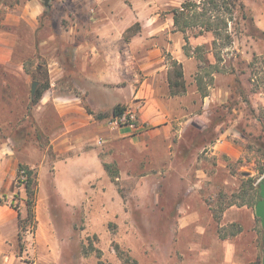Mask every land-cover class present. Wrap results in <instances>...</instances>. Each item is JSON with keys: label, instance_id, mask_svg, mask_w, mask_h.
I'll return each mask as SVG.
<instances>
[{"label": "rangeland", "instance_id": "obj_1", "mask_svg": "<svg viewBox=\"0 0 264 264\" xmlns=\"http://www.w3.org/2000/svg\"><path fill=\"white\" fill-rule=\"evenodd\" d=\"M98 1L102 4L94 6V0H51L50 8L44 9L42 0H0V151L7 148L6 144L10 145L19 164L33 168L38 180L36 229L32 232L28 222L27 233L19 242L9 235L7 228L6 238L0 239L6 240L0 248V264H98L94 249L101 250L104 262L124 264L115 245L137 260V264H201L197 251L191 246L209 239L198 233L204 218H198L194 224L186 223L187 216H174L176 209L188 206L204 213L201 201L212 210L215 227L217 224L216 229L213 225L210 229L206 226V235H213L216 230L219 243L230 240L236 247L235 263L258 264L262 256V225L254 207L244 205L250 208L249 214L240 213L236 208L254 201L250 178L255 187L264 178V0H236L237 8H232L231 13L223 0H216L219 11L211 10V0ZM186 1L199 4V11L218 14L223 21L219 25L222 37H215L214 32L200 26L189 29L186 35L178 31L172 9ZM32 2L38 10L26 7ZM75 4L82 7L78 29L82 26L94 29L91 24L97 23L100 26L115 24L114 29L128 36L136 32L154 33L153 38L141 42L161 47L172 71L174 62H178L177 54L192 58L186 66L187 73L191 72L188 81L197 87L202 97L201 125L186 132L180 155L183 163L167 175H161L163 179L145 175L135 176L130 181L118 176L120 179L116 180V163H108V171L104 167L107 164L104 140L99 137L87 145L92 168L85 190L89 198V218L85 211L82 215L79 209L67 207L58 200V188H65L68 180L59 168L64 155L53 151L50 136L51 129L59 123L54 116L57 113L52 96L64 95L65 91L75 95L77 89L57 81L39 102H32L42 84L51 86V79L57 78L56 63L71 65L67 60L71 51L65 55L64 32L70 29L69 10ZM42 8L38 22L27 21ZM130 27L132 31H127ZM226 35L232 38L230 45L226 44ZM142 46L137 45L140 49ZM197 47L202 50L196 51ZM199 57L206 61L202 62ZM199 77H203L200 89ZM33 82H38L34 96L31 94ZM213 89L219 90L221 96L205 105ZM51 90H57L58 94ZM122 99L116 94L108 96L103 107L108 109ZM74 100L70 108L71 114L76 115L79 103L84 105L83 101ZM89 111L82 113L89 114ZM100 114L108 115L109 125L112 112ZM218 121H226V124L217 131ZM221 140L224 146L236 149L238 154L234 159L221 154L219 147L218 153L213 154L215 144ZM4 158H0V166L6 170L8 162ZM102 170L107 174L106 183ZM16 175L8 179L11 184L6 179L7 182L0 185V206L8 210L11 203L18 205L25 218L26 193ZM230 207H234V211L230 212ZM102 212L110 216H97ZM237 216L249 233L231 236L237 231L232 224L242 228L240 223L231 222ZM251 235L256 249H249ZM241 247L244 250H240ZM216 251L212 264L225 263V246L219 244Z\"/></svg>", "mask_w": 264, "mask_h": 264}, {"label": "crops", "instance_id": "obj_2", "mask_svg": "<svg viewBox=\"0 0 264 264\" xmlns=\"http://www.w3.org/2000/svg\"><path fill=\"white\" fill-rule=\"evenodd\" d=\"M76 1L72 0V2ZM33 3H29L26 7L37 8V5ZM95 3L102 4L98 0H94V6H97ZM71 7L68 16L71 25L69 30H65L64 39L67 46L65 50L67 54L65 55L71 51V56H67V58L72 64V70H67L65 65L56 63L57 67L54 70L57 72V78L51 79V87H54L57 81L65 86L73 85L82 94V97L69 95L67 91L64 95H59L57 90H51L58 94L52 96L54 102L52 104L55 105L57 114L54 116L59 123L51 129L50 136L53 151L64 155L59 161L62 162L59 163V168L63 170L62 173L68 180L65 188L59 186L58 200L67 207L79 209L82 215L85 211V215L89 218V206L87 204L89 198L85 190L90 183L92 168L87 145L99 137L104 140V150L107 153L105 162L107 164L116 163L118 171L116 180L121 177L123 180L130 181L135 176L142 177L145 175L151 176L155 180L163 179L161 175H167L171 169L183 163L180 155L182 144L185 143L186 132L201 125L202 97L197 87L190 85L188 81L191 72L187 73L186 66L192 58L182 53L176 55L178 63L183 67L186 93L185 95L173 96L168 80L173 71L165 62L162 48L150 47L149 44L144 43L153 38L154 33L143 32L139 34L136 32L128 36L120 29H114L115 24L100 26L97 23L88 24V26L91 24L94 29L91 26V29H86L83 26L78 29L77 20L82 7L76 4ZM43 11V8L42 11H36V15L27 21L30 22L33 19L38 22L37 16ZM139 39L141 40L139 41ZM142 39L145 41L141 42ZM139 44L144 45L142 49L137 47ZM115 94L122 96L123 101L115 102L109 105L108 109H104L103 105L107 104L108 96ZM220 96V91L213 89L204 104L207 105L212 100H218ZM74 99L79 102L83 101L85 107L79 103V113L76 115L71 114L72 108H70L75 101ZM136 104L141 105L138 110L139 123L137 129H132L129 126L112 128L107 124L108 115L106 114H102L106 117L100 119L99 122L93 118L101 112H112L116 105L131 106ZM87 109L92 114L82 113L83 110ZM224 123L226 124V121H219L216 130L218 131V127ZM224 145L225 142L222 140L216 143L213 154L218 153L217 148L219 147L221 154L234 159L238 154L236 149ZM6 147L0 151V158L6 157L4 159L8 162L6 170L0 166L1 187L8 179L14 178L19 165L13 148L8 144ZM74 153L76 155H73ZM101 175L104 178L103 182L106 183L107 174L105 170H102ZM179 180L181 181L180 178ZM8 181L11 184V180ZM200 204L204 208V213L191 206L174 211L175 217L184 218L187 216L189 219H186V223L197 224L198 218H204V223L198 228V233L205 238L209 237V239L203 244L194 242L191 246L197 251L200 263L212 264L215 261L216 249L220 244L226 249L225 263L223 264H246L234 262L236 247L230 240L225 239L219 243L216 230H214L213 235H206V226H209L210 229L213 225L216 229L217 224L215 227L212 210L207 208L203 201ZM178 206L176 205V207ZM234 209V207H230L229 211H234ZM236 209L240 213L249 214L250 212V208L244 205ZM111 215L115 216L116 214ZM97 216L105 217L110 216V214L102 212V215L98 213ZM182 221L185 220L181 219ZM231 222L240 223V227H242L237 236L249 233L240 217L233 218ZM7 228L10 229L9 235L18 240L17 211L13 208L4 210L0 206V239L6 238ZM252 239L253 236L251 235L249 249L252 247L256 249V241H253L252 244ZM5 243L6 240H0V248ZM242 249L244 250L241 247L240 250ZM218 263L220 264V262Z\"/></svg>", "mask_w": 264, "mask_h": 264}, {"label": "trees", "instance_id": "obj_3", "mask_svg": "<svg viewBox=\"0 0 264 264\" xmlns=\"http://www.w3.org/2000/svg\"><path fill=\"white\" fill-rule=\"evenodd\" d=\"M223 2H225L226 7H227L226 9L230 13H231L232 8L233 10L237 8L236 0H223ZM210 6H211L212 11L213 10L219 11L221 9L218 1L216 0H211ZM199 9H200L199 4H197L196 2H192V1H186L180 7L173 8L172 17H173L174 26L176 27V29L182 32L184 35H186L189 29L196 27V26H200L202 28H205V30L207 31L214 32L215 37H218V36L222 37L221 36L222 33L219 30L220 29L219 25L221 22L223 23V21L221 20L220 16L218 14H216V16H213L211 14L209 15L208 13L209 10L204 11V9L203 10L201 9L199 11ZM227 25L228 24L226 22L225 27H227ZM129 31H132V28H130ZM225 39H226L227 45H230L232 43V38L229 35H226ZM198 49L200 51L202 50V47H197L196 51H198ZM200 60L202 62L206 61L205 58L203 57H201ZM207 64L211 65L209 62H207ZM68 65L66 66L67 70H72V64L70 65V67ZM168 80H169L171 95L173 96L181 95L186 92V82L184 79L182 65L180 63L174 62L173 73L169 75ZM197 83L200 89V86H202V83H203V77H199ZM50 88L51 86L49 83L42 84L41 88H39V90L37 91V95L32 102L34 104L39 102V100L43 97L44 93L48 91ZM74 94L77 97H80V98L82 97L81 96L82 94L79 91H75ZM204 96L206 97V94H204ZM126 109H127L126 105H116L112 110V117L122 115L126 111ZM89 113L92 114L91 111H89ZM95 117L100 120L106 117V115L99 114V115H95ZM24 135H26V133H24ZM104 167L107 171L110 169V166L108 164H104ZM16 174H17L16 179L18 180L20 184L24 186L25 193H26V198H25L26 217L25 218H22V213L18 205H15L13 203L10 204V207L15 209L18 213V241L21 242L24 235L27 233V223L28 222H30V225H32V232H34V230L36 229V224H37L36 197H37V191H38V180H37V175H36L35 170L31 168L30 166L22 164V163L18 165ZM249 183H250L249 188H250V191H252V197H254V201L251 204L244 202L240 204V206L248 205V206H252L255 208L257 202L261 199L260 184H258V186L255 187L254 181L252 178H250ZM233 205L234 204H230V206H233ZM256 218L261 223L260 219L258 217ZM232 226L237 228V231H234V233L231 235V236H235L237 233L241 231V229L238 228L237 224H232ZM262 229H263L262 256L258 264H262L263 251H264V228L262 227ZM222 238L225 239L226 236L223 235ZM115 249H116L117 255L123 261L124 264H137V260L132 258L130 255L126 254L120 248L119 245H115ZM94 251H96L97 257L99 259L98 264H108L101 259V256H102L101 250L94 249Z\"/></svg>", "mask_w": 264, "mask_h": 264}, {"label": "built area", "instance_id": "obj_4", "mask_svg": "<svg viewBox=\"0 0 264 264\" xmlns=\"http://www.w3.org/2000/svg\"><path fill=\"white\" fill-rule=\"evenodd\" d=\"M140 107V104L127 106L126 111L122 115L112 117L109 122V126L116 129L123 126H129L132 129H137L139 122L138 110Z\"/></svg>", "mask_w": 264, "mask_h": 264}, {"label": "water", "instance_id": "obj_5", "mask_svg": "<svg viewBox=\"0 0 264 264\" xmlns=\"http://www.w3.org/2000/svg\"><path fill=\"white\" fill-rule=\"evenodd\" d=\"M44 2V6L46 8H49V3L51 0H42ZM38 82H33L32 84V96L36 94L37 91ZM260 196L261 199L257 202L255 206V215L258 217L261 221V225L264 228V178L260 182ZM262 264H264V251H263V259Z\"/></svg>", "mask_w": 264, "mask_h": 264}]
</instances>
